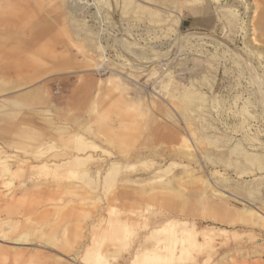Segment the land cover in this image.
Masks as SVG:
<instances>
[{
  "label": "rangeland",
  "instance_id": "374dc122",
  "mask_svg": "<svg viewBox=\"0 0 264 264\" xmlns=\"http://www.w3.org/2000/svg\"><path fill=\"white\" fill-rule=\"evenodd\" d=\"M3 1L8 0H0ZM236 1L191 0L194 5L190 4L192 13L184 0H132L126 14L121 9L122 0H117L116 13L111 17L120 16L121 22L131 32H128L130 41L137 42L139 48H151V51L163 54L162 59H158L160 62L153 60L155 63L139 64L116 42L115 26L105 23L108 12L104 8L88 6L85 0L21 1L23 8L33 7L45 14L47 24L53 26V34L57 37L56 46L60 47L55 49L56 56L68 58V63L65 61L60 67L54 65L52 69L57 71L51 76L49 71L42 73L50 64L44 66L41 56L31 67L22 66L19 74L16 62L0 60V84L7 85L0 89V156L14 154L27 162L18 163L19 169L14 166L17 161L6 164L7 159L4 162L0 160V227L11 230L6 236H0V264H98L96 258L81 261L79 254L84 247L98 251L101 246L102 251L106 248L112 250L110 247L114 243L111 241L117 239L114 237L118 236V231L114 227L113 212L106 210L107 204L118 198V203L127 209L125 213L142 212V221L165 223L172 214L167 209L156 210L150 203L155 199V206L162 205L163 201L157 196L165 192L159 191L158 187L166 180L176 182L175 187L179 186L173 194L182 191L191 198L183 206L180 202L179 217L195 224V228L190 230L192 240L184 241L186 250L180 258L175 252L173 256H166L167 260L175 259L177 264H223L219 259L227 253L225 264H264V233L257 227L235 223L240 220V215H247L250 211L264 214V168L258 173L253 172V175L238 177L237 163H233L232 157L225 156L227 150L237 144L243 152L261 156L264 166V102L253 95L248 79L252 76L248 72L252 74L254 70L264 87V43L258 44L261 49L258 55L251 54L246 42L248 44L252 37L249 20L255 3L245 0L241 6ZM257 1L260 5L258 15L263 17L264 0ZM227 6H231L235 16L225 13ZM137 8L141 9L135 11ZM175 11L181 16L179 24L173 19ZM33 29V26L26 28L28 31ZM9 43L7 35L0 36L2 49L13 50L15 47L11 48ZM228 45L245 55L247 69L232 51H228ZM30 49L35 52V49ZM196 49L201 52H196ZM47 51L50 52V46L42 50ZM97 63L102 65L99 67L101 71ZM75 65L83 67L76 66V71L66 75ZM169 76L183 85L193 82L194 90L200 91L204 97L208 108H205L202 122L195 126L207 141H218L224 146L215 156L210 152L206 158L198 152L185 122L172 109L175 98L158 93L160 85L167 83ZM180 92L178 87L173 90L176 96ZM258 93L264 99V93L260 90ZM109 95L110 101L103 110L116 119L120 117L133 130L140 128L142 132H133L137 137L130 133L119 146H111L119 162L124 163V157L130 153L132 160L129 168L119 172L112 187L100 190L99 177L98 184L89 185L78 174L68 172L63 139L55 136L54 132L69 126L81 131L84 121L94 114L91 109L99 110ZM131 106L133 109L122 110L117 116V109ZM165 108H171L180 121L179 129L184 131L183 135L191 144L193 158L188 159L182 154L179 157L175 152L178 140L173 143L144 129L146 124L140 115L149 112L153 113L151 117L157 120V124L172 127ZM75 119L78 121L72 123ZM91 127L95 129L98 126ZM218 156L223 161L227 158V163L232 165L218 162ZM148 159L155 163L152 168L139 166ZM41 163L45 164V169L33 167ZM7 165L14 172L9 188L1 185L4 179L1 175ZM159 175L164 176L163 180H150ZM209 188H213L215 193H208ZM200 189L208 193L212 204L220 210L200 212L194 201ZM25 233L27 237L23 241H14ZM127 248L120 252L122 257H127ZM123 263L118 259L109 262Z\"/></svg>",
  "mask_w": 264,
  "mask_h": 264
},
{
  "label": "bare ground",
  "instance_id": "6f19581e",
  "mask_svg": "<svg viewBox=\"0 0 264 264\" xmlns=\"http://www.w3.org/2000/svg\"><path fill=\"white\" fill-rule=\"evenodd\" d=\"M85 1L86 2L88 1V4L86 3V5H88V6L90 5L91 7L93 6L94 8L102 7L106 10V13L108 12L107 13L108 14L107 22L105 20V23H108V25H109V23H112L115 26L116 34L118 37L117 38L118 40H116V42H118L122 46L123 52H125L127 55H132L131 58L134 62H138V64H139V62L146 63L149 61L153 62V60L157 61L158 59H162L163 54H159V52L158 53L153 52L150 50L151 48L150 49L139 48L137 42H135L134 40L130 41L129 37H131V36L129 33H131V32H129L130 30L127 29L128 27H126L121 22V20L119 19L120 16L118 18L111 17V15L116 13L115 12V9H116L115 6L117 3V0H85ZM131 1L132 0H122V8L120 6L119 7L121 9L125 10V13H126V11L129 8V4L131 3ZM198 1H202V0H198ZM120 2H121V0H120ZM154 2H156V1H154ZM184 2L185 3L188 2L186 4V7L189 8V11L191 10L192 13H194L192 8L190 7V4H192L191 0L190 1L184 0ZM236 2L239 5L245 4L244 3L245 0H237ZM253 2L255 3V6H254L255 9L252 11V16L250 17V20H249V25H250L249 27H250L251 32H252L250 37L251 36L252 37H251L250 41L248 40V44L246 42V45H248V47H250L251 54H253L255 56V55H258L259 51L261 50L259 45L264 43V16L261 17L260 15H258V13H259L258 8L260 5L258 6L259 3H257V2H259V1L253 0ZM38 4H39V2H38ZM41 4H42V2H41ZM238 4H237V6H238ZM5 5L0 7L1 8L0 9V15L7 13L8 12L7 10H9L11 8L13 3H9V5H6V6ZM139 7L142 8V6H139ZM141 8H137L135 11H138ZM225 9H226L225 13L230 15V17L235 16L234 11L231 10V6H227ZM123 10H121V12ZM32 13H34V12L32 11ZM172 13H173V11H172ZM119 14L121 15V13H119ZM42 15H44V14H42ZM225 16H226V14H225ZM98 17H101V16H98ZM180 17L181 16H180V14H178V12H176L173 15V19H174L175 23H178V24L181 23ZM92 19H94V18H92ZM101 19H102V17H101ZM224 19L222 18V20H224ZM63 20H65V19H63ZM42 22L43 21L41 19H38L37 22L35 21V22L28 23L26 28L28 26H33L34 28H36V27L40 28L42 25ZM235 22H237V21H235ZM172 24H174V23H172ZM226 25H228V24H226ZM228 26H230V25H228ZM225 27H227V26H225ZM131 31H133V30H131ZM255 34H258L257 36L259 37V39L256 38ZM151 39H153V38H151ZM174 42H176V41H174ZM148 43L150 44L149 41L147 42V44ZM185 43H187V42H185ZM263 46H264V44H263ZM155 48H156V46H155ZM228 48L230 49L228 51H230V52L232 51V53H234V55L240 60V62L247 69V60L245 59V55L243 56L242 53H239V51H237L231 45H228ZM137 49L140 51L139 53H137L138 52ZM198 49H196L195 51L201 52ZM169 50H171V49L169 48ZM186 50H188V49H186ZM191 50H194V49L191 48ZM262 53L264 54V49H262ZM250 61H251V59H250ZM254 61H255V59H254ZM95 63H96V61H95ZM153 63H155V62H153ZM202 65H203V62H202ZM100 66H102V65H100ZM100 66H99V63H97L98 69ZM79 67H83V66H77V68H79ZM166 67H168L167 63H166ZM198 67H199V64H198ZM132 68H134V67H132ZM199 69H201V68H199ZM249 70H251V68ZM100 71H98V72H100ZM185 71H186V68H185ZM182 72H183V70H182ZM253 72H254V70H253ZM253 72H252V74H250V72H248V75H252L251 77L249 76V78H248L249 83H250L251 87L253 88L252 93L256 97H258V99L260 101L264 102V99L258 93L259 90H260V92L264 93V87L262 86L260 78L258 77L259 74L257 73L258 74L257 75L255 72L254 73ZM133 76H134V74H133ZM153 76H155V75L153 74ZM186 76H187V74H186ZM128 77H129V79H132L131 78L132 76H128ZM169 77H170L169 80L166 78L167 83L166 82H165V84L160 83L162 86L160 85V91H158V93H160L161 95H164V96L168 95L169 98H171V97L175 98L176 103L173 104L172 109H174V111L177 112V114L180 115V118H182V120L185 122V127H186V130L188 132L189 137L196 142V144H197L196 148H199V150L197 149L198 152L200 151V153H203L206 158L210 154V152L213 154V156H215L216 153L219 152L221 150V148L224 146L221 145L220 142L218 144L217 143L218 141L215 142V141H212L211 139L207 141L205 136L196 130L197 127L195 126V125H197V122L198 123L202 122V117L204 116L203 114L206 112L205 108H208L205 106L206 104H204L205 103V100L203 99L204 97L202 96L200 91L197 92V90H194L195 86L193 87V82L189 83V85H183L180 82H174L172 77L171 76H169ZM195 77H197V76H195ZM158 79H160V78H158ZM128 81H131V80H128ZM186 84H187V82H186ZM205 84H203V85H205ZM6 86L7 85L5 83L4 84L1 83L0 89H3ZM176 87H178L181 90V92L177 96L174 95L175 92L173 93V90ZM206 87H207V85H206ZM92 90H94V89H92ZM124 94H125V92H124ZM38 95H39V93H38ZM86 96L87 95H85L84 97H86ZM110 97L111 96L109 95L108 99L101 103L99 110H95L94 108L91 109V113H94V114L89 116L84 121V124L81 126V131L74 130L71 126H69L68 128H61V129L57 130L56 132L53 131L55 133V136L58 135L63 139L62 143H63L64 148H66L64 152H65V155L67 157L66 163L68 165V167H67L68 172H70V173L73 172L75 174H78L79 176H81V178L85 179L89 185L90 184H94V185L98 184L97 178L99 177L98 186L100 187V190L112 187L114 185V182H116V179H117V176L119 175V172L122 169L129 168L130 167L129 163L131 162L130 160H132L131 153H130V154H127L126 156L124 155L125 156L124 157L125 160L123 159L125 161L124 163L119 162L118 161L119 158L117 156H115V154L112 152L111 146L112 145L119 146L121 144L120 142L123 139L127 138L130 133L134 137H137L138 135L134 134L133 132H135V131L136 132L137 131L142 132V130L140 128H136L135 130H133L134 128L124 124L122 119L118 116L120 111L131 110V109H133V106L117 109L118 110L117 116L119 117L118 119L108 115L107 110H103V106L105 107V105L109 103ZM156 106H157V104H156ZM164 107H166V106H164ZM165 109H167V108H165ZM166 113H168L167 118L169 119L172 127L169 128L167 126L157 124V120L156 119L153 120V118L151 117L153 113L149 112V114H147V115L143 114V113H142L143 115H140L141 121L145 122V124H146L144 129H149L147 132L150 134H153V136H156V137L163 136L164 138L166 137L169 141H171L173 143H175V141L178 140L179 145H178V148L176 147L177 149L175 152H177L179 154V157L181 156L180 154H182L184 157H186L188 159L193 158V153H192L193 151H192L191 144L188 142L187 137L185 135H183L184 131L182 129H179L180 128L179 127L180 121L178 120V118H176L177 116H175L171 112V108L170 109L168 108ZM102 118H105V120H102ZM77 121L78 120L75 119V121L72 123H75ZM101 121H103V122H101ZM95 124H97L98 127L93 129L91 126H93ZM46 131H49V130H46ZM195 152H197V151H195ZM95 153H96V156H95ZM97 153H99V155H97ZM141 155L142 154L136 156L134 159H137ZM225 156L226 157H232L234 159L233 163H235V164L237 163V166L235 164L234 165L238 169L236 172L238 177L239 176L246 177V176L251 175V174L253 175V172L258 173L259 170H262L264 168V166L261 164L262 163L261 156L254 155V154H248L247 152H243L239 148V145H237V144H235L231 149H228L227 153H225ZM173 158L175 159L174 156H173ZM6 159H7L6 164H8L9 161L10 162H16L17 161L16 165H14V166H17L18 168H19L18 163L24 162L23 160H19L17 158V156L14 154L13 155L9 154L8 156H5V155L0 156L1 162H4ZM217 159H218V162L220 161L225 165H232V163H229V162L227 163V161H226L227 158H225L224 159L225 161H223L222 157L218 156ZM76 160H78L77 164H76ZM56 161H58V160L56 159ZM102 164H104V165H102ZM122 164H125V165L121 166ZM154 164L155 163L152 160L149 161V159H148V161H146L143 164H140L139 166L140 167H146L147 169H149V168H152L154 166ZM247 164L250 165V167H246V166H248ZM168 166L170 167V165H168ZM33 167H36L38 170L46 168L45 164H43V163H41L38 166H33ZM171 168H173V167H171ZM13 173L14 172L12 170H10L9 165H7L4 173L1 175V177L4 178L3 182L1 183V185L3 187L9 188L12 185L11 176L13 175ZM165 175H166V173H165ZM153 177L150 178V180L151 179L161 180L164 176L159 175V176H153ZM175 186H176V182H170L167 180L163 181V183L161 185H159L158 189H159V191H164L165 194H158V196H157V198H160L163 201L162 205L160 207L155 206V204H154L155 199L152 200L150 203L151 205H154L156 210H162L163 211V209H167L169 211V213L172 214V216L170 218H168V220H166L165 223H162V224H155V223L149 224L147 221H142L141 220L142 212L125 213V211L127 209L123 208L118 203L119 199L117 198L114 201L115 203L111 202L115 198L112 199L107 204L106 210H107V212H109V210H110V212H113L114 222H115L114 225L115 226L113 224L112 225L118 231V236L114 237V239L115 238H117V239H115V240L111 239V240H113L111 242H113L114 244L111 245L110 248L113 251L110 249H107V248L104 251H102L100 249V248H102L101 246H100L98 251L90 250L87 247H84L82 249V252L80 254L78 253L79 257L82 258L81 261H83V260L91 261V260H94L96 258L98 264H109V262L111 260L114 261V259H118L119 261L123 260V262H124L123 264H177L175 259L167 260L166 256L167 257L169 255L173 256V254L175 252L176 253L178 252V254L180 253V255L177 254V257H178V259L180 258L179 256H181V254L186 250V247L184 245V241L185 240H192V235L190 234V230L195 228V224L189 223L188 221H185V220H182V218L179 217V214L181 212V211L179 212V210L181 208V206L179 205L180 202L182 203V206H183L184 204L189 203V200H191V198L187 197V195L184 194V192H182V191H178V193L173 194V192L177 191V188H179V186H177V187H175ZM200 190L201 191L197 192L195 195V198H194V201L197 202L198 207H200V209H199L200 212L207 213L210 211L220 210L216 205L212 204L209 197L207 196V194L209 192L215 193L213 188H209V191H207L208 193L204 189H200ZM171 198H173V199H171ZM184 198H186V199H184ZM109 205H111V206H109ZM122 212H123V216H121ZM235 223H238V224H241L244 226H249V227H257L259 230H261L264 233V214L260 211L259 212L250 211V212H248L247 215H240V220L238 222H235ZM115 228H114V230H116ZM9 231H11V230H9V229L5 230L4 228L0 227V236L1 237L6 236V234ZM112 233H114V235L116 234L115 231ZM112 236H113V234H112ZM232 236L235 237L234 234ZM26 237H27L26 233L20 234L14 239V241L16 243H18L20 241H23ZM115 241L118 243L115 244L116 243ZM90 244L91 243H89L88 246H90ZM108 248H109V246H108ZM123 248L124 249L127 248L126 251L128 252V254H126V256H127L126 258H125V256L122 257V255H120V252L122 251ZM74 253H76V252H74ZM82 253H84V254H82ZM228 255L229 254L226 253L225 255L221 256L219 260L223 264H225L224 262L226 259H228ZM58 262H60V261H58ZM229 263H230V261H229ZM80 264H82V263L80 262Z\"/></svg>",
  "mask_w": 264,
  "mask_h": 264
},
{
  "label": "crops",
  "instance_id": "0c3cea01",
  "mask_svg": "<svg viewBox=\"0 0 264 264\" xmlns=\"http://www.w3.org/2000/svg\"><path fill=\"white\" fill-rule=\"evenodd\" d=\"M21 1L22 0H8L0 2V7L5 5L4 3H6V5L13 3L11 8L7 10V13L0 15V36L7 35L11 48L15 47L13 50H7V48L2 49L0 47V60L13 61L14 63L16 62L20 69L18 70L19 74L22 73V66L28 65L31 67L32 64L36 63L35 60L39 61L38 56H41V63L44 62V66L50 64V66L44 67V71L42 70V73H48L49 71L48 74L51 75L52 72L55 74L57 70L52 69L54 65H57V67L63 66L65 61L68 63V58L62 59L61 57L56 56L55 49H60V47L56 46L57 37L53 34V26L46 23L47 20L44 18L45 14L33 7L23 8L21 6ZM32 11L34 13H32ZM37 18L43 21L40 27L42 30L37 28L32 31L26 30L27 24L30 22H37ZM25 35L33 36L32 38L28 37L25 39L23 37ZM46 46H50V52H42ZM30 48L35 49V52H32ZM45 56L49 57L47 58ZM54 57L58 59H54ZM76 66L77 65H75V67H71L70 71L67 72L66 75L76 71Z\"/></svg>",
  "mask_w": 264,
  "mask_h": 264
}]
</instances>
